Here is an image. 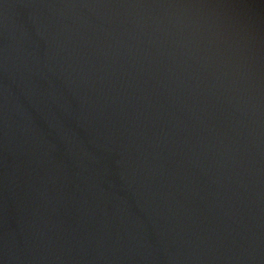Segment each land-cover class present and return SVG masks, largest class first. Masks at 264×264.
<instances>
[{
	"label": "water",
	"instance_id": "water-1",
	"mask_svg": "<svg viewBox=\"0 0 264 264\" xmlns=\"http://www.w3.org/2000/svg\"><path fill=\"white\" fill-rule=\"evenodd\" d=\"M0 264H264V0H0Z\"/></svg>",
	"mask_w": 264,
	"mask_h": 264
}]
</instances>
